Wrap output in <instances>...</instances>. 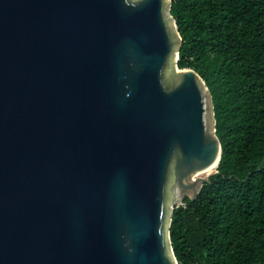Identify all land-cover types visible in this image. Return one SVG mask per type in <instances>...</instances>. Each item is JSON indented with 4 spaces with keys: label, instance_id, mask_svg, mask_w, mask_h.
<instances>
[{
    "label": "water",
    "instance_id": "95a60500",
    "mask_svg": "<svg viewBox=\"0 0 264 264\" xmlns=\"http://www.w3.org/2000/svg\"><path fill=\"white\" fill-rule=\"evenodd\" d=\"M170 9L0 0V264H178L174 208L222 148Z\"/></svg>",
    "mask_w": 264,
    "mask_h": 264
},
{
    "label": "trees",
    "instance_id": "16d2710c",
    "mask_svg": "<svg viewBox=\"0 0 264 264\" xmlns=\"http://www.w3.org/2000/svg\"><path fill=\"white\" fill-rule=\"evenodd\" d=\"M177 64L212 96L221 158L169 227L178 264H264V0H171Z\"/></svg>",
    "mask_w": 264,
    "mask_h": 264
},
{
    "label": "rangeland",
    "instance_id": "374dc122",
    "mask_svg": "<svg viewBox=\"0 0 264 264\" xmlns=\"http://www.w3.org/2000/svg\"><path fill=\"white\" fill-rule=\"evenodd\" d=\"M205 89V88H204ZM216 171V168L215 169H212V170H209V171H203V172H200L198 175H202V176H205V177H209L211 174H213L214 172Z\"/></svg>",
    "mask_w": 264,
    "mask_h": 264
},
{
    "label": "bare ground",
    "instance_id": "6f19581e",
    "mask_svg": "<svg viewBox=\"0 0 264 264\" xmlns=\"http://www.w3.org/2000/svg\"><path fill=\"white\" fill-rule=\"evenodd\" d=\"M216 168V165H214V166H212V167H210V168H208V169H205L206 171H209V170H212V169H215ZM205 170H203V171H205ZM203 171H201V172H203ZM202 176V175H201Z\"/></svg>",
    "mask_w": 264,
    "mask_h": 264
}]
</instances>
